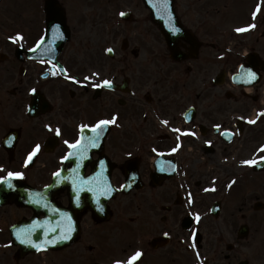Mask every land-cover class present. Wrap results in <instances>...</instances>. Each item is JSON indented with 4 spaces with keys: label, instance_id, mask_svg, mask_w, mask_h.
<instances>
[{
    "label": "flooded vegetation",
    "instance_id": "obj_1",
    "mask_svg": "<svg viewBox=\"0 0 264 264\" xmlns=\"http://www.w3.org/2000/svg\"><path fill=\"white\" fill-rule=\"evenodd\" d=\"M178 7L182 8L181 5ZM180 16L184 26L198 34V25L200 21L196 20V22H193L191 18L186 20L182 15ZM154 30L155 40H157L155 45L166 50L167 45L164 37L159 32L158 28L154 27ZM178 44L182 49H186L191 46V40L181 39L178 41ZM1 45L2 43L0 44V47ZM220 51L221 47H218V52ZM205 53L204 44L201 42L197 58L191 59H197L202 63H207L208 59ZM161 55L163 57L153 59V63H157L158 68L162 66V64H158L159 62L168 60L164 57V53ZM191 59L184 61V63ZM29 62L30 61L26 62V69L24 70L23 75L25 78L18 79L13 90L5 91L3 81L7 78L9 79V76L4 77L3 79L0 75V115L5 116L6 118V120L2 121L0 117V143L9 130L19 128L20 138L14 150L15 159H13L12 163L20 160V163L22 164L25 158L23 156L27 155L28 152V150L26 151V148H29L32 144H38L40 147L42 146V149L39 151L36 166L40 164L44 168L41 169V172H45L46 174L51 164L56 161V156L59 155V149L61 150V155H64V149L68 145H63L64 139H76L80 125L87 124L83 122L88 121L90 123H95L97 121L98 112L103 109L102 105H105L107 99L113 101V97L111 95H106L104 100L100 102L99 99L96 98L95 86L91 91L87 87L80 90L79 88H68L70 102H67L64 98L61 104L55 102H52L51 104V111L54 109H62V113H57L58 117L56 120L49 115L51 111L47 112L43 110L37 114L38 109L41 108L34 109V113L37 114L36 116H29L27 113V107L32 98L31 88L34 85L39 86L42 91L49 96V90H46L45 88L47 85H54V83H52L54 81L49 80L52 77L51 74L48 75L47 79L42 78L44 68L40 63ZM128 66H130L129 63H127L126 68H124L123 76L127 79L130 86L132 85V87L136 89L137 94L147 88V91L152 94L151 99L155 100V102L150 104L148 108L152 114L153 125H156L155 119H153V111H158L159 113L163 112L164 115H168L171 118L174 117L179 121L180 114L177 111L183 106L180 97H185L191 104L196 105L197 111L194 118L195 121L193 120L194 122L185 123L179 121L182 129L184 128V130L188 129L190 131H193V129L199 130L197 124H203L209 129L217 125H220L221 128L222 125V130L227 127L230 131L235 132L234 142L232 143L235 145L234 151L238 150L242 145L247 146L248 144H251L255 146V149L249 150V152L253 154L263 145L264 121H257L255 124L247 126H243L244 123L239 131L235 125V118L237 116L235 114L239 113L236 109H242L244 112L245 110L243 109H251L253 103H261V94L264 101V77L259 84L251 89V93L247 94L243 91V87H238L239 93H236L233 89H231L232 92H229V87H231L230 84L226 82L220 85L214 84L212 78L207 77L208 75H203L205 78L204 83L202 86L197 85V90L195 92L193 87L194 80L191 79L187 81L190 79L188 75L180 76L181 69L178 64H176V68L173 70L172 74H170V77L163 80L160 74L143 76H139V74L135 72L133 74ZM172 69L173 67L165 68L163 74L164 77H166ZM219 69L218 72L221 70L226 71L223 68ZM38 71L39 74H37ZM136 71H139V69ZM12 80L15 79L12 78ZM2 90L7 93V96L2 94ZM105 94H107V92ZM130 103L137 104V108L131 109ZM2 104H6L4 109L1 108ZM143 106L144 104L139 100L128 98L125 109H127L128 115L129 113L132 114L129 116L135 119L136 116L142 112ZM5 109L7 110L4 114ZM125 116L124 113L122 118H125ZM149 119L151 120V117H149ZM145 121H147V119ZM78 124L80 125L77 128ZM48 126H51L52 130H49ZM134 126L135 129L142 130L138 125L135 124ZM56 128L61 130V142L53 152L48 153L45 151V142L50 135L55 133ZM173 129L176 131V128ZM213 132V129L206 131L204 136H208V139H211L212 135L221 138L219 134L216 133V135ZM141 134L142 133H139L138 135L141 136ZM140 136H138L137 139L132 138V140H130L131 142L127 141L125 138H119L117 141H115L114 138H111L108 143V150L110 151V157L115 161L114 177L119 180L124 178L123 165L125 161L133 156L139 157L140 174L144 185L139 190L132 189L128 194L129 197H122V203L132 204L135 200L137 201L139 222L143 226L150 225L153 227V233L155 236H152V238L165 235L169 236L170 243L165 247L156 249L155 252L161 250L158 253L156 252V254H158V256L162 255L164 260L169 264H201V261H203V264H236L242 261L243 258L249 259V264H255L254 259L245 257L243 250V248L251 246V242L256 235L251 233V226L249 223L248 236L245 239L239 237V226L241 225L242 218L246 220L250 219L251 222L252 219L247 215H235L232 211V207L225 203H221L222 211L220 215L214 216L212 214V206L215 200L210 203L206 200V198L209 197L213 198L214 193H207L205 191V197L201 198L199 202L201 205L209 206L206 210L202 211L201 215H204V217L202 218L200 216L201 219L199 221L195 219L196 217L193 218L190 226L183 225V221L186 223V219L189 216L188 209L189 211L192 209V207L189 206V194L186 191H182L179 193L180 197L177 196L172 200H164L160 197L161 187L153 184V179H151L153 169H151L147 160L148 158L145 155H141L143 151L140 150V147H137V144L139 143L138 140H141ZM201 137L202 136L193 138L192 135H187L185 138L186 141L195 145V156L197 158L200 157L202 151H207L205 145L201 146V141L199 140ZM162 140L165 142L164 146L160 139L155 143L157 151H166L171 148L175 141H177V139L170 136L163 138ZM178 141H181L183 146L188 148L189 145H185L183 139H178ZM26 144L27 146H25ZM197 151H199V153H197ZM213 151H215V148ZM44 154H47L48 157L43 160L42 155ZM18 156H20V158ZM39 158L41 159V162H38ZM243 172L251 175L249 183L257 186V191L252 192L250 199L264 200V170ZM246 200H248V198H246ZM246 203L247 202H245V204ZM7 206L11 208L0 211V216L2 217L0 223H2L3 228H9L11 224L16 223L25 216L31 215L29 213L25 215V209L17 207L14 204H8L2 208ZM123 220V217L117 216L114 222L115 227L120 226ZM95 228H97L95 242L98 243V248L91 256V258H93L91 262L106 263L111 258L110 251L116 252L121 251L122 249L124 253L123 255L127 257L132 256L133 251H142L143 255H146L148 254L147 252L151 251L149 247L145 246L146 243H149V240L143 235H139L133 240V243L127 242L128 249L115 248L114 246L107 248V241L109 242V240H104L105 237L102 234L104 233V230L108 231L110 229L106 226H104V229L102 227H100V229L99 227ZM193 233L196 234L195 249L190 247L193 243ZM197 235H199V237H197ZM0 242V248L3 250L4 254L8 253V251L11 252L14 248L12 246L8 247L11 242V235L6 232L0 231ZM80 247L81 249L84 248L82 245ZM180 248H185L186 250ZM90 249L92 248L90 247ZM168 250L172 253L171 255L167 254ZM197 250L200 253L199 256L196 255ZM62 251H65V249ZM54 252L61 253V251ZM177 254L181 259L177 260V257L174 256ZM212 255L213 263H211ZM41 261L43 262V259L40 257V259H37L36 263L42 264ZM137 263L138 262H136V264ZM88 264H90V261Z\"/></svg>",
    "mask_w": 264,
    "mask_h": 264
},
{
    "label": "rangeland",
    "instance_id": "obj_2",
    "mask_svg": "<svg viewBox=\"0 0 264 264\" xmlns=\"http://www.w3.org/2000/svg\"><path fill=\"white\" fill-rule=\"evenodd\" d=\"M36 0H2L0 7V41L9 39L12 30L22 31L23 35L31 38H35L38 34L39 29L37 25V6L35 4ZM65 6V9L71 17V22L74 27V35L71 39L72 42L68 44L65 52L62 55L63 60H67L68 66L75 72L79 74L83 73L84 60L88 57L89 61L85 64L86 67L93 68V66H98L103 75L114 71L118 74V68L120 64L117 62L109 61L105 58L106 50L108 47H113L115 50L116 57H120L123 53L121 50V44L123 38L129 39V49L124 50L127 54L129 63L133 64L128 67L134 74L138 67L135 64L144 62L145 59L152 55L154 50L151 47L155 45V30L154 26L147 22L140 23H122L120 19V12L129 8V6L134 8L135 15L146 13L143 5L138 2V0H61ZM185 1L184 8H179L181 15L187 20L191 18L193 22H196L200 17H198V12L203 16L201 20V28L199 29L203 35L206 28L210 31H216L221 26V23L229 32L228 36L238 33L236 29L244 28L246 26H262V13L255 15L254 11L250 14L245 12V9L250 11L256 0H204L203 7L200 6L198 0H181ZM198 1V2H197ZM132 9V8H131ZM221 10V12L219 11ZM31 11L32 18H29V13ZM218 12H220L218 14ZM28 13V14H27ZM249 14V15H248ZM255 17V18H254ZM207 22L204 25V22ZM32 24L35 27L32 31ZM19 29V30H18ZM249 38L252 37L253 33L246 34ZM237 36V35H236ZM242 34L236 37L235 43L240 46L242 44ZM70 40V41H71ZM228 40V38H225ZM233 40V38L231 39ZM253 41H255V36H253ZM1 44V43H0ZM251 45V42H249ZM10 47V46H9ZM105 47V48H104ZM2 51H8V59H4V66L0 67V75L2 77L9 76L12 80L14 77H18V71L22 62L18 60L14 55V48ZM104 48V50H103ZM132 49H136L137 57L130 54ZM1 51V47H0ZM209 63V62H208ZM92 65V66H91ZM146 69L145 73L148 74V66L144 67ZM81 69V71H80ZM51 83V82H49ZM53 86L47 85L46 90L51 91L50 96L55 100L56 95L65 97L67 102L70 99L67 98V87L62 81H55ZM5 91H7L5 89ZM3 95L7 96V93L3 90L1 91ZM4 102V101H3ZM228 103V102H227ZM6 104H2L1 108L4 109ZM5 112L4 114L6 113ZM62 113V109H54L49 113L55 120L58 117L57 113ZM1 120H6L5 116H1ZM27 146V144L25 145ZM28 148H26L27 150ZM199 153V151H197ZM20 157V156H18ZM42 159H47V155H42ZM213 158V157H211ZM41 160V159H40ZM54 164V163H53ZM214 164V162L212 163ZM55 165V164H54ZM243 183V182H242ZM9 207L5 208L8 209ZM248 207H244L242 211L248 212ZM2 211V209H0ZM264 213V211L262 212ZM259 218V217H258ZM264 218V215H263ZM121 239V238H119ZM259 236L257 237V240ZM260 243L261 240H260ZM264 246L260 247L254 254L256 258L263 252ZM255 251V250H253ZM263 256V255H262ZM52 257V256H51ZM49 259V258H48ZM6 262V263H5ZM11 262V254L0 253V263L9 264ZM51 262V261H50ZM211 263H213V255L211 258ZM258 263H260L258 261ZM56 264V263H51ZM73 264V263H72ZM84 264V259L82 261ZM159 264H164L163 260H159ZM261 264V263H260Z\"/></svg>",
    "mask_w": 264,
    "mask_h": 264
},
{
    "label": "snow or ice",
    "instance_id": "obj_3",
    "mask_svg": "<svg viewBox=\"0 0 264 264\" xmlns=\"http://www.w3.org/2000/svg\"><path fill=\"white\" fill-rule=\"evenodd\" d=\"M163 5H164L165 8H167L168 0H163ZM258 11H259V8H258ZM120 15L123 16V15H125V13L122 12V13H120ZM250 27H254V25L250 26ZM245 30L246 29H244V28L236 29L237 32H243ZM173 31L174 32H179L180 29L179 28H174ZM9 39L12 40L13 42H18V41L23 40L24 36L21 33H17L16 35L10 36ZM43 44H44V40L41 39L37 43L36 48L32 49V51H36ZM107 51L108 52H112L113 49L109 48V49H107ZM54 67H57V66L54 65ZM241 67L243 68V66H241ZM63 72L66 73L67 69H63ZM55 74L56 73H53V75H55ZM94 75H98V73L94 74ZM68 78L75 80L74 77H68ZM85 79H88V78L86 77ZM234 79H242V80H245V82H247V83H251L252 81H254L256 79V73L252 72L251 70H248V71L244 72L240 77H234ZM76 82L79 83V81H76ZM94 86L95 87L112 88L113 82L111 80L105 79V80H103V82L101 84H97V85H94ZM31 91L33 93H35L36 89H32ZM259 116H264V112H261L259 114ZM240 119H244V118L241 117ZM248 122L249 123H253V124L256 123L255 120H250ZM115 123H116V117L114 116L112 119L99 120L95 125H87V124L80 125L81 132H84L85 130H90L92 133H94V135H89L86 142H85V138H84L83 135H81L74 143H71V144L68 141H64V143L68 144V146L70 148L76 150L74 152H69L68 155L64 157V159H68L69 157L77 155L79 153L87 152L89 147H99V142H100L103 134L108 130V127L110 125H113ZM163 123L167 124L168 121H163ZM48 127H49V130H52L51 126H48ZM216 127H217V130L219 131L220 125H217ZM176 131L179 132L180 130L176 129ZM55 134L57 136H59L61 134V130L59 128H56L55 129ZM223 134L226 135L227 133H223ZM191 135L195 136L196 134L193 132V133H191ZM39 151H40V145L37 144L35 146V148L33 149V151L29 154L27 163H30L32 161L33 157H35ZM172 151L175 152V151H177V149L174 148V149H172ZM261 151H264V148H262ZM261 159H264V157H261ZM244 163L248 164V165H253V164H256L257 161L256 160H247V161H244ZM54 175L57 178H59L60 173L57 172ZM23 176H24V173H22V172H11V171H9L6 176L0 177V184L7 183L9 187H12L13 186L12 185V180L16 179V178H22ZM232 183H235V181H233ZM229 187H231V185H229ZM212 190L215 191V189H212ZM111 191H112V189L110 187L106 188L101 193V195L108 196ZM77 202H78V198H77ZM36 203H39V201H36ZM97 204H99V198H97ZM45 206H47V205H45ZM56 211H59V210L57 209ZM101 211H103L102 207H101ZM67 219H68V224H66L64 226L65 230H63L62 233L58 237L53 238V239L45 240L43 244L37 243L34 240H32L30 232L27 235H25L24 230L17 231L16 238L20 241L21 244L32 245L38 251L46 250L47 245H52V244L60 243L61 241H64V240L71 239V233L75 229H74L73 223L71 221V217L69 216ZM200 219H201V217L199 216V214H197L196 215V220L199 221ZM52 231L55 232L56 229H52ZM192 241H193V243L190 245V247L195 249L196 248V234L195 233H193ZM196 255L197 256L200 255L198 250L196 252ZM142 256H143V252L138 250L132 256H130L127 261H119V260H117V261L114 262V264H136V262ZM201 264H203V261H201Z\"/></svg>",
    "mask_w": 264,
    "mask_h": 264
},
{
    "label": "water",
    "instance_id": "obj_4",
    "mask_svg": "<svg viewBox=\"0 0 264 264\" xmlns=\"http://www.w3.org/2000/svg\"><path fill=\"white\" fill-rule=\"evenodd\" d=\"M173 1L172 0H169V10H167V11H165L164 12V15H165V18H170L169 16H171V17H176V16H174L175 15V13H174V10H173V7H172V3ZM169 12V13H168ZM154 13V12H153ZM171 14V15H170ZM168 16V17H167ZM158 19H159V24L160 25H163V23H162V20H163V17H158ZM169 30V29H168ZM166 31V32H169V31Z\"/></svg>",
    "mask_w": 264,
    "mask_h": 264
}]
</instances>
